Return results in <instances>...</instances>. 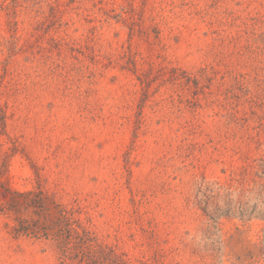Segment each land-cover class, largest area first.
Segmentation results:
<instances>
[{"label": "rangeland", "instance_id": "rangeland-1", "mask_svg": "<svg viewBox=\"0 0 264 264\" xmlns=\"http://www.w3.org/2000/svg\"><path fill=\"white\" fill-rule=\"evenodd\" d=\"M5 188L133 264H264V0H0ZM16 225L0 264H61Z\"/></svg>", "mask_w": 264, "mask_h": 264}, {"label": "trees", "instance_id": "trees-1", "mask_svg": "<svg viewBox=\"0 0 264 264\" xmlns=\"http://www.w3.org/2000/svg\"><path fill=\"white\" fill-rule=\"evenodd\" d=\"M50 12L55 14L53 8ZM5 193V202L0 208L1 212L15 217L17 225L13 232L51 240L61 264H133L124 255L102 244L80 221L77 200L67 207L55 194L41 190L18 192L5 188ZM23 214L33 217L22 218Z\"/></svg>", "mask_w": 264, "mask_h": 264}]
</instances>
